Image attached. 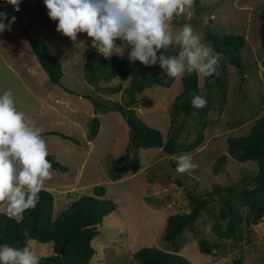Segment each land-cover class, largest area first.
<instances>
[{
  "label": "rangeland",
  "instance_id": "1",
  "mask_svg": "<svg viewBox=\"0 0 264 264\" xmlns=\"http://www.w3.org/2000/svg\"><path fill=\"white\" fill-rule=\"evenodd\" d=\"M263 10L264 0H195L192 8L173 18L170 24L174 30L190 23L204 44H207L205 32L209 19L212 20L209 30L213 33L243 36L247 43L242 59L244 70L239 71L219 55L222 82L221 87L216 84L211 91L216 102L206 118L205 141L194 151L186 152L198 165L194 170L178 173L177 155L167 156L157 148L141 149L137 154L140 160L137 173L131 169L136 158L133 155L122 179L112 181L108 175L109 163L128 151L131 127L118 112L96 114L92 99L123 104L126 100L123 92L111 94L107 89L117 85L125 89L129 81H122L118 75L107 79L106 75L97 90L84 76L86 57L96 51L86 34H78L77 41L72 42L58 33L57 22L49 18L43 0H21L16 15L0 1V12L8 17L4 23L7 25L15 17L11 30L0 33V94L11 90L17 109L25 113L30 125L41 128L42 133L56 131L79 141L76 144L56 135L43 137L49 155L69 168L65 174L52 170V178L41 188L54 195L55 216L80 197L93 195L95 186L105 187L107 199L117 204V210L106 218L93 243L97 254L91 264H137L133 255L142 248L171 249L170 244L161 240L167 219L190 212V195L202 196L215 184L243 185L244 177L257 172L255 162H238L231 157L220 174L215 175L213 167L222 155H227L228 138L246 135L264 115V53L259 38ZM28 35L43 39L50 53L58 57L64 71L62 86L50 82L32 51ZM170 48L178 52V47ZM153 70L166 81L172 79L159 66ZM204 84L205 77L199 75L203 94L207 93ZM182 91L181 76H177L170 88L153 86L137 95V115L148 126L160 130L164 140L171 132L172 104ZM95 117L101 126L97 137L89 141L88 129ZM179 123L184 125L180 143H192L196 137L194 117L181 115ZM5 208L6 204L0 203V213ZM212 223L209 215L203 213L195 230L184 232L179 254L191 264H234L238 258L244 264H264V217L260 224L251 227V243L228 242L225 250L217 251L216 256L201 253L198 246L202 237L215 240ZM31 247L40 258L53 253V243L33 240Z\"/></svg>",
  "mask_w": 264,
  "mask_h": 264
},
{
  "label": "trees",
  "instance_id": "2",
  "mask_svg": "<svg viewBox=\"0 0 264 264\" xmlns=\"http://www.w3.org/2000/svg\"><path fill=\"white\" fill-rule=\"evenodd\" d=\"M260 21L259 38L264 53V10L260 13ZM205 39L207 44L212 45L214 52L223 55L231 66L239 71L244 70L242 59L247 43L243 36L233 34L220 36L208 30L205 32ZM28 41L50 82L62 86L64 71L58 57L50 53L43 39L28 35ZM119 43L120 41H117L118 45ZM163 51L166 55L177 54L170 47ZM157 67L158 65L145 67L139 61L130 63L127 54L123 58L113 56L105 59L97 51H93L86 57L85 80L97 90H100L99 83L105 79L106 75L117 74L122 81H129V86L125 89L122 85L107 89V92L111 94L123 92L126 99L123 104L92 99L96 114L118 112L133 128L129 135L128 151L117 160L111 159L109 163L108 175L112 181L122 179L124 168L133 155L136 158L131 162V169L133 173H137L140 166L137 154L141 149L157 148L162 149L167 156H176L194 151L205 141L206 118L216 102L211 91L216 84H220L221 87V69L217 68L218 75L205 77L204 88L207 91L205 94L199 86L198 74L185 73L181 76L183 91L172 104L171 132L168 139L164 140L162 132L145 124L136 112L139 104L138 94H142L153 86L164 88L172 86L174 78L166 81L165 77L153 70ZM262 67L264 69V59ZM193 94L204 97L207 105L203 108L193 107L191 103ZM181 115L194 117L196 121L194 126L196 137L190 144L180 143L184 127L179 123ZM100 126L98 117L91 119L87 135L89 141L97 137ZM41 135L42 137L56 135L79 144L78 139L56 131ZM227 145V155H222L213 167L215 175L221 173L229 157L238 162H255L258 165L257 172L244 177L243 185L215 184L212 190H206L202 196L190 195V212L174 214L167 219L161 240L170 244L171 249L142 248L133 255L137 264H191L188 259L179 254L180 239L185 231L195 230L203 213L208 214L213 220L211 231L216 238L214 241L200 238L198 246L201 253L216 256L217 251L225 250L228 242L251 243V227L260 224L264 217V115L255 121L246 135L228 138ZM47 159L52 163V170L64 174L69 171L66 165L53 156L48 155ZM180 184L183 183L180 182ZM38 196L39 202L36 207L27 210L21 219H10L4 213H0V245L8 243L12 246L24 247L26 238L22 235V230L27 228L32 240L42 244L53 243V253L41 257L40 264H91L97 254L93 243L100 235V229L106 218L117 210V204L106 197L107 189L103 186H95L93 195L80 197L57 216H55L54 195L50 191L41 189ZM234 264H244V261L238 258Z\"/></svg>",
  "mask_w": 264,
  "mask_h": 264
},
{
  "label": "clouds",
  "instance_id": "3",
  "mask_svg": "<svg viewBox=\"0 0 264 264\" xmlns=\"http://www.w3.org/2000/svg\"><path fill=\"white\" fill-rule=\"evenodd\" d=\"M21 0H7L19 11ZM49 18L57 22L56 31L77 41L84 33L91 39V48L105 59L113 55L145 67L158 65L169 77L196 73L203 77L218 75L219 53L212 45L202 43L190 23L178 30L171 27L174 16L179 17L195 0H43ZM7 14L0 12V33L11 30L15 17L6 25ZM117 41H120L119 45ZM178 47L175 55L163 50ZM192 106L203 108L207 100L193 94ZM42 129L30 125L26 115L15 106L13 92L0 94V203H5L8 218L22 216L39 202L38 193L46 180L52 178V163ZM176 172L186 173L198 165L190 154L175 157ZM24 247L8 243L0 245V264H40L32 250V237L27 228Z\"/></svg>",
  "mask_w": 264,
  "mask_h": 264
},
{
  "label": "water",
  "instance_id": "4",
  "mask_svg": "<svg viewBox=\"0 0 264 264\" xmlns=\"http://www.w3.org/2000/svg\"><path fill=\"white\" fill-rule=\"evenodd\" d=\"M4 4H5L7 7H9V8L13 11V13H15V15H16V10H15V8H14L11 4L7 3V1H5ZM211 23H212V20L209 19L208 24H207V27H206L207 31L209 30V27H210ZM116 75H117V74L108 75L106 78L108 79L109 77L116 76ZM128 125H129V124H128ZM129 126H130V125H129ZM130 127H131V129H133L132 126H130ZM63 251H64V249L62 250V252H63Z\"/></svg>",
  "mask_w": 264,
  "mask_h": 264
}]
</instances>
